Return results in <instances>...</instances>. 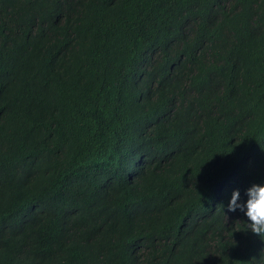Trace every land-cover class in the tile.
<instances>
[{
    "label": "trees",
    "instance_id": "trees-1",
    "mask_svg": "<svg viewBox=\"0 0 264 264\" xmlns=\"http://www.w3.org/2000/svg\"><path fill=\"white\" fill-rule=\"evenodd\" d=\"M264 0H0V264H264Z\"/></svg>",
    "mask_w": 264,
    "mask_h": 264
},
{
    "label": "clouds",
    "instance_id": "clouds-1",
    "mask_svg": "<svg viewBox=\"0 0 264 264\" xmlns=\"http://www.w3.org/2000/svg\"><path fill=\"white\" fill-rule=\"evenodd\" d=\"M247 199L240 203V193L234 190L228 203V211L237 209L244 212L248 221V229L259 236L264 235V183L253 184L246 190Z\"/></svg>",
    "mask_w": 264,
    "mask_h": 264
}]
</instances>
